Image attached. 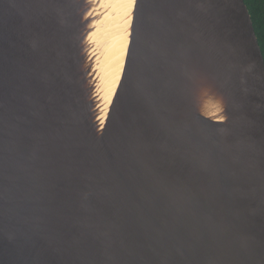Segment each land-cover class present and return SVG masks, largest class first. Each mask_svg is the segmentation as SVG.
Wrapping results in <instances>:
<instances>
[{
    "label": "water",
    "instance_id": "95a60500",
    "mask_svg": "<svg viewBox=\"0 0 264 264\" xmlns=\"http://www.w3.org/2000/svg\"><path fill=\"white\" fill-rule=\"evenodd\" d=\"M0 264H264L244 0H0Z\"/></svg>",
    "mask_w": 264,
    "mask_h": 264
},
{
    "label": "trees",
    "instance_id": "16d2710c",
    "mask_svg": "<svg viewBox=\"0 0 264 264\" xmlns=\"http://www.w3.org/2000/svg\"><path fill=\"white\" fill-rule=\"evenodd\" d=\"M264 58V0H244Z\"/></svg>",
    "mask_w": 264,
    "mask_h": 264
}]
</instances>
